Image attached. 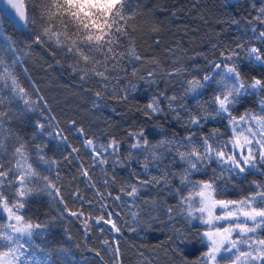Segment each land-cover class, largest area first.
Returning <instances> with one entry per match:
<instances>
[{
    "label": "trees",
    "instance_id": "obj_1",
    "mask_svg": "<svg viewBox=\"0 0 264 264\" xmlns=\"http://www.w3.org/2000/svg\"><path fill=\"white\" fill-rule=\"evenodd\" d=\"M24 5L29 15L36 17L35 26L20 30L4 15L0 18V32L14 42L21 61L13 65L14 71L29 92V98L38 103L36 110H29L23 101L12 99L6 88L0 89V95L7 102L3 110L11 113L4 121L5 135L10 130L27 143L33 167L41 175L59 172L60 178L55 183L69 210L83 207L85 215L95 218L102 214L100 203H104L107 205L104 211L118 213L112 219L122 229L121 233L109 231L110 225L97 224L93 219L86 232L81 223L83 218L67 213L61 218L57 209H62L63 204L47 193L37 192L28 199L23 214L34 223H46L48 227L33 236L28 251L47 264H184L185 260L191 264L207 251L198 235L204 226L199 220L186 218V205L181 203V198L188 194L191 185L180 181L188 165L180 160L175 145L189 135H193V143L198 144L201 137L214 130L221 134L219 139L227 140L231 132L228 119L215 113L202 119L199 125L187 123L189 114H202V108L208 106L205 102L210 100L217 86L209 83L200 90V95H185L186 82L193 77L202 78L211 69L210 61L219 62L221 52L233 50L238 53L236 64L243 78L264 79V67L249 62L246 55L250 47L264 49V39L258 38L259 33L264 32V24L256 19L264 0H128L127 14L132 16L128 21L130 41L125 39L123 45H134L141 60L125 59L115 69L110 66L107 82L98 77L82 80L80 74L72 70L75 61L70 54L52 42L34 43L35 34L41 31L40 2L24 0ZM240 45L243 47H238ZM120 50H124L123 46ZM0 56L11 62L12 54L6 45L0 46ZM133 69L136 75L132 74ZM176 69L182 71L169 75ZM149 72L154 75L149 77ZM33 87L39 91H34ZM96 92H101L99 98ZM125 96L127 98L123 99ZM172 96L177 97L173 102L175 112L168 107V98ZM39 97H43L46 106L39 102ZM153 97L160 100L164 111L146 115L145 106ZM262 99L264 93L244 96L234 106L233 116L257 112ZM182 104L186 107L181 108ZM52 117L55 127H46L43 134L37 131L38 121L46 123ZM80 128L84 130L83 136L77 131ZM57 130H62L66 142L47 135ZM140 131L150 145L173 142L158 149L159 159H149L147 169L144 163L148 154L130 147L135 137L129 133ZM87 137L104 144L115 139L119 143L118 151L115 155L111 151L105 154L107 164H93L88 150L81 147ZM66 145L80 151L70 156ZM13 146L9 140V153L2 157L5 164L11 158ZM37 146L43 149L41 155L58 162L53 173L38 163V154L34 151ZM179 151L186 148L180 147ZM81 164L88 168L94 188L80 175ZM258 167L259 171L250 169L241 175L225 173L217 181L223 191L219 198L239 199L254 191L253 181L264 183V166ZM199 168L191 173L192 181L207 180L214 172L217 176L221 172L215 160L204 162ZM165 174L167 182L141 187L138 197H128L120 191L130 183H138L137 178L151 180ZM12 191L14 189H6L5 194ZM77 191L83 201L73 198L72 194ZM97 192L104 195L103 201L99 200ZM117 195L121 197L118 201L114 199ZM0 217H4L2 212ZM177 235L187 238L186 247L176 248L168 243L169 237ZM105 240L109 242L107 245L103 243ZM117 246L118 256L110 250Z\"/></svg>",
    "mask_w": 264,
    "mask_h": 264
},
{
    "label": "snow or ice",
    "instance_id": "obj_2",
    "mask_svg": "<svg viewBox=\"0 0 264 264\" xmlns=\"http://www.w3.org/2000/svg\"><path fill=\"white\" fill-rule=\"evenodd\" d=\"M39 2L41 31L35 34L34 43L52 42L70 54L75 61L72 70L80 74L82 80L98 77L107 82L110 66L115 69L125 59L141 60L134 45L131 43L123 45L125 39L130 41L128 21L132 16L127 14L128 0H39ZM0 3L5 6L0 9V18H3L7 10L12 12L23 27L35 26L36 17L29 15L23 0H0ZM262 17H264V7L259 9V15L256 17L264 24ZM258 38L264 39V32H260ZM3 45L7 46V51L12 56L11 62L0 56V89L6 88L12 99L23 101L29 110H36L38 102L29 98V92L20 83L13 68V65L21 62L17 56L18 50L11 37L0 32V46ZM122 46L124 50H120ZM246 55L249 62L264 67V49L253 46L247 49ZM220 58L219 62H209L211 69L202 78L193 77L186 82L185 95H200V90L209 83L214 82L217 86L213 96L205 102L208 106L202 108V114H189L187 123L199 125L202 119L210 118L212 113H215V116H225L230 127V138L221 140L219 139L221 134L214 130L208 136L201 137L198 144L193 143L195 137L189 135L175 145L180 160L188 165L180 181L183 185H191L188 194L181 198V203L186 205V218L189 221L199 220L204 226V230L198 235L207 251L191 264H220L221 260H227L230 264H264V236H261V233H264V183L253 181L254 191L239 199L219 198L223 195V191L217 183L225 173L241 175L250 169L259 171L258 165L264 166V99L260 101L257 112L247 111L238 117L232 114L234 106L244 96L264 93V79L253 77L249 81L243 78L236 64L238 53L235 50L229 53L221 52ZM180 71L182 70L176 69L169 75L178 74ZM132 74L136 75L135 69ZM153 75L152 72L148 73L149 77ZM33 90L39 91L35 87ZM95 95L99 98L101 92H96ZM176 99L175 96L168 98V107L174 112L176 109L173 108V102ZM39 102L45 103L46 106L43 97H39ZM6 103L5 98L0 95V212L6 214L0 217V264H47V261L37 258L34 252L28 251L32 247L33 236L48 227L46 223H34L31 218H26L23 214L28 199L37 192L47 193L51 199L63 204L62 209H57L61 218L66 213L77 219L83 218L81 223L86 232L90 229L89 221L94 219L97 224L110 225L109 231L121 233V227L112 219L118 213L104 211L107 208L104 203H100L102 214L95 218L91 214L85 215L83 207L75 211L68 209L60 195V188L55 183L60 178L59 172L56 171L53 175H41L37 168L33 167L27 143L12 134L10 130L8 135H5L4 121L11 115L3 110ZM180 107L186 106L182 104ZM163 111L160 100L156 97L145 106L146 115ZM54 120L55 118L52 117L46 123L38 121L37 131L43 134L46 127H55L56 125L52 123ZM77 131L84 135L82 128ZM47 135L53 139L59 137L62 143L67 141L62 130L49 131ZM129 136L135 137V141L130 146L132 149L140 150L141 154H148L145 156V169L148 168L149 159H159L157 152L161 146L165 143H173L161 141L157 145H150L142 131L130 132ZM9 140L14 146L10 150L11 158L5 164L2 157L9 153ZM66 146L70 156L80 151V148ZM81 147L88 150L93 164L104 165L108 163L105 154L111 151V154L115 155L119 143L115 139L107 144L97 143L94 138L87 137L82 140ZM180 147L186 148V151H179ZM34 151L38 154L36 157L38 163L46 166V171L53 173V169L58 168L56 160L40 154L43 152L42 148L37 146ZM75 158L79 159L78 156ZM213 160L221 167L219 176L214 172L213 177L207 180H191V173L199 171V165ZM80 175L87 178L89 186L95 187L88 168L83 164L80 166ZM137 179L138 183H130L120 191L128 197H138L141 187L150 183L167 182V174L160 178L153 177L151 180ZM107 183L108 181H105V184ZM36 185L42 187L37 188ZM9 188L14 191L6 195L5 190ZM97 194L100 201L105 199L103 194L99 192ZM72 195L74 199L83 201L79 191ZM114 199L118 201L121 197L117 195ZM88 203L91 206L92 202ZM168 211L171 213L172 209ZM132 215L138 214L132 213ZM129 230L135 231V229ZM103 243L107 245L109 242L105 240ZM168 243L174 244L176 248H183L187 246L188 240L177 235L175 238L169 237ZM36 247L39 248V245ZM110 250L118 256V246ZM184 264L189 262L185 260Z\"/></svg>",
    "mask_w": 264,
    "mask_h": 264
},
{
    "label": "water",
    "instance_id": "obj_3",
    "mask_svg": "<svg viewBox=\"0 0 264 264\" xmlns=\"http://www.w3.org/2000/svg\"><path fill=\"white\" fill-rule=\"evenodd\" d=\"M24 3V0H23ZM25 6V5H24ZM5 6L4 4L0 3V9H3ZM4 15L20 30H23L25 27H23L18 21L16 20L15 16L12 14L11 11H5Z\"/></svg>",
    "mask_w": 264,
    "mask_h": 264
},
{
    "label": "rangeland",
    "instance_id": "obj_4",
    "mask_svg": "<svg viewBox=\"0 0 264 264\" xmlns=\"http://www.w3.org/2000/svg\"><path fill=\"white\" fill-rule=\"evenodd\" d=\"M3 214H4V213H3ZM5 215H6V214H4V216H5ZM220 264H230V262L227 261V260H221Z\"/></svg>",
    "mask_w": 264,
    "mask_h": 264
}]
</instances>
